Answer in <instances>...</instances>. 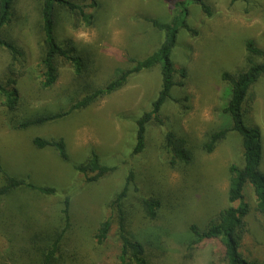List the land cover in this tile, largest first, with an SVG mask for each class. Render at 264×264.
<instances>
[{"label": "rangeland", "instance_id": "rangeland-1", "mask_svg": "<svg viewBox=\"0 0 264 264\" xmlns=\"http://www.w3.org/2000/svg\"><path fill=\"white\" fill-rule=\"evenodd\" d=\"M73 1L85 9L91 20L85 21L65 10L57 11L56 38L58 41L71 39L81 56L88 57L87 81L91 85L104 86L118 70L130 68L131 59H144L157 50L164 32L155 29L147 19L170 23L174 18L184 19L197 30V35H192L178 27L171 59L176 70L174 80L182 85L172 89L171 99L163 105L159 120L147 125L146 146L138 155H131L135 121L151 109L157 96L159 67L131 75L119 91L41 127L13 130L7 125L10 114L0 109L1 168L12 176L54 186L59 191V196L49 198L30 192L13 194L4 202L3 212L9 213H2V217L8 222L19 218L52 222L59 215L61 197L68 196L71 217L68 252L77 246L79 264H119L120 243L114 219L103 244L98 245L94 236L99 223L111 217L110 200L132 171L134 181L123 205L125 226L132 238L144 245L150 264H222L218 241L204 240L189 247L193 238L191 226L202 230L210 218L229 206L228 168L243 164L241 138L230 132L211 153L203 151L202 145L206 134L228 123L221 111L227 86L222 75L245 68L248 40L264 52V0L235 3L204 0L211 9L210 17L193 0ZM42 3L43 0H15L11 21L3 30L4 38L13 41L23 54L12 65L6 49L0 48V82L5 84L12 72L16 76L19 99L14 116L17 119L66 110L71 93L81 89L77 80L75 84L72 67L64 61L59 65L55 85L48 90L40 87ZM252 59L258 63L262 60ZM249 96L244 106L246 121L260 131L264 172L263 78L252 86ZM168 132L187 141L192 152L188 165L170 164L171 157L165 146ZM35 136L62 138L68 162L51 149H34L31 139ZM92 153L113 171L95 183H87L73 166L84 163ZM137 196L160 200L154 219L143 216ZM245 200L253 209L255 201L250 187L245 189ZM19 205L23 209L18 211ZM10 230L16 229H9L8 233L0 229V259L8 249ZM239 252L246 259L264 264V218L253 210L246 218Z\"/></svg>", "mask_w": 264, "mask_h": 264}, {"label": "trees", "instance_id": "trees-1", "mask_svg": "<svg viewBox=\"0 0 264 264\" xmlns=\"http://www.w3.org/2000/svg\"><path fill=\"white\" fill-rule=\"evenodd\" d=\"M15 0H0V48L6 49L11 58V64L19 62L23 57L22 51L16 44L4 38L3 30L12 18L13 3ZM202 12L211 16V9L204 0H193ZM245 0H230V3ZM65 10L68 14L80 16L83 20H91L85 13V9L76 4L73 0H43L40 17L41 32L43 35L42 57L39 63L41 77L40 87L43 90L52 88L59 74L61 61L67 62L73 69L74 81L78 90L70 95L69 106L66 110L57 113L37 114L29 118L17 119L14 113L18 106V91L15 87L16 76L7 79L5 84L0 82V109H5L10 116L7 125L18 131L30 128L41 127L46 123L53 122L67 117L70 113L86 109L92 104L122 89L131 75L151 70L154 67L160 68V89L151 109L144 112L135 121L134 145L131 155L142 153L146 146V129L152 121L159 120V114L166 103L171 99V91L182 83L174 80L175 72L171 53L176 43L178 27L184 28L192 35H197V30L191 28L184 19L174 18L170 23H160L153 19H147L152 26L164 32V39L161 45L146 56L144 59H131L132 66L125 70H118L115 77L102 87H95L87 81L88 78V57H83L71 39L58 41L56 38L55 18L56 12ZM183 10V14H185ZM264 18V13H263ZM247 57L245 68L235 74L224 73L222 80L227 84L222 98L221 111L228 119L227 125L215 132L206 134L202 150L211 153L216 145L223 141L228 133L234 132L241 138L242 166L231 165L228 168L229 179L227 188L228 207L220 210L210 218L207 225L198 230L191 226L193 238L189 247H194L204 240H216L221 245L220 260L222 264H263L258 260H249L239 252L241 242L245 233L246 218L251 211L264 218V172L261 170L262 160V139L257 127L251 126L246 121L245 105L249 102V92L252 86L260 78L264 79V52L256 47L252 40L245 44ZM253 58L262 59L255 62ZM10 70V68H9ZM182 77L185 72L181 71ZM34 149H51L64 162H68L69 156L66 150L65 141L62 138L46 139L35 136L31 139ZM165 146L168 150L172 166L179 163L188 165L192 160V152L187 146V141L173 132L165 134ZM73 170L80 173L87 183H95L113 168L102 164L95 153L82 164L74 165ZM0 173L3 177V184L0 186V229L10 230L8 249L0 264H79L76 258V248L71 252L69 249V238L67 233L71 228L70 198L62 196L59 202L58 216L52 222H40L39 220L20 219L14 222L5 221L2 217L5 200L18 192H30L41 197L59 196L56 187L50 185H39L24 177H16L8 174L0 166ZM134 181L133 172L129 171L121 190L114 194L109 203L112 211L111 217L99 223L96 234L97 244L105 242L110 232L113 219L117 224V237L120 243L118 263L119 264H150L146 258L144 245L133 239L125 226L126 215L123 205L128 198L129 189ZM250 187L254 197L255 206L252 209L245 200V189ZM135 193H137L135 189ZM3 200V201H2ZM140 210L144 217L154 219L160 208V200L152 197L137 196ZM21 202H24L22 199ZM238 203L236 206L233 204ZM25 205V204H23ZM23 205L17 210L23 209ZM26 206V205H25ZM6 226V227H5ZM14 233V234H12ZM6 256V257H5ZM76 258V259H75Z\"/></svg>", "mask_w": 264, "mask_h": 264}]
</instances>
